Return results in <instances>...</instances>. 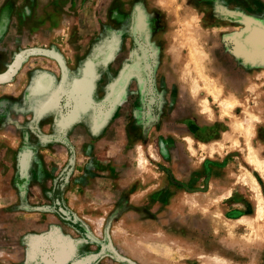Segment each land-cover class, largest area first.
<instances>
[{
  "label": "rangeland",
  "instance_id": "374dc122",
  "mask_svg": "<svg viewBox=\"0 0 264 264\" xmlns=\"http://www.w3.org/2000/svg\"><path fill=\"white\" fill-rule=\"evenodd\" d=\"M0 264H264V0H0Z\"/></svg>",
  "mask_w": 264,
  "mask_h": 264
},
{
  "label": "bare ground",
  "instance_id": "6f19581e",
  "mask_svg": "<svg viewBox=\"0 0 264 264\" xmlns=\"http://www.w3.org/2000/svg\"><path fill=\"white\" fill-rule=\"evenodd\" d=\"M192 52H193V50H192ZM196 52H197V51H196ZM193 54H195V53H193ZM196 54H197V53H196ZM192 57H193V56H192ZM193 60H194V59H193ZM194 61H195V60H194ZM191 62H192V61H191ZM194 63H196V62H194ZM197 66H200V65L198 64ZM197 66H196V68H198ZM196 70H197V69H196ZM200 74H201V72H200ZM198 75H199V73H198ZM204 78H205V77H204ZM204 78H202V82H203V79H204ZM199 79H201V78H199ZM206 82H207V80H206ZM203 83H204V82H203ZM194 84H195V83H194ZM206 85H207V84H206ZM203 86H204V88H205V85H203ZM208 86H210V85H207L206 87H208ZM209 88H210V87H209ZM213 90H214V89H213ZM206 91H207V90H206ZM210 91H211V90H210ZM214 91H215V90H214ZM207 92H209V91H207ZM215 94H217V93H215ZM213 101H214V100H213ZM227 103H228V102H227ZM228 104H229V103H228ZM228 106H229V105H228ZM203 107H204V106H203ZM229 107H230V106H229ZM229 109H230V108H229ZM204 110H205V109H204ZM205 111H206V110H205ZM251 151H252V150H251ZM253 160H254V159H253ZM248 181H251V182H252V180H250V178H248ZM248 181H247V182H248ZM252 183H254V180H253ZM247 184H249V183H247ZM250 184H251V183H250ZM256 186H257V185H256ZM251 187H252V186H251ZM256 188H257V187H256ZM256 188H254V189H256ZM251 189L253 190V188H251ZM253 192H254L255 195H256V194H257V195L259 194V192H258V193L255 192V191H253ZM256 199H257V196H256ZM260 199H261V198H260ZM257 202H258V201H257ZM260 202H261V201L259 200V203H260ZM259 203H258V204H259ZM261 203H262V202H261ZM258 204H257V208L260 207V206H259L260 204H259V205H258ZM261 206H262V205H261ZM260 208H261V207H260ZM258 209H259V208H258ZM260 210H261V209H260ZM262 211H263V210H261V212H262ZM261 212H260V214H262ZM257 213H258V215H260V214H259V210H258Z\"/></svg>",
  "mask_w": 264,
  "mask_h": 264
}]
</instances>
